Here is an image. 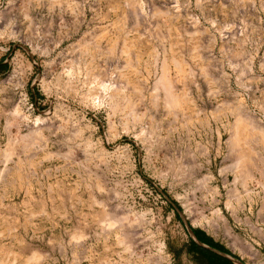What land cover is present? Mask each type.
Here are the masks:
<instances>
[{
	"label": "rangeland",
	"instance_id": "374dc122",
	"mask_svg": "<svg viewBox=\"0 0 264 264\" xmlns=\"http://www.w3.org/2000/svg\"><path fill=\"white\" fill-rule=\"evenodd\" d=\"M258 19L264 0H0V264H201L193 230L264 264Z\"/></svg>",
	"mask_w": 264,
	"mask_h": 264
},
{
	"label": "trees",
	"instance_id": "16d2710c",
	"mask_svg": "<svg viewBox=\"0 0 264 264\" xmlns=\"http://www.w3.org/2000/svg\"><path fill=\"white\" fill-rule=\"evenodd\" d=\"M194 236L196 240L205 245L211 250H216L218 252H222L227 254V251L220 245L214 243L211 238H209L206 234L201 231L193 230ZM209 249L201 248L194 240H190L187 252L192 255L196 261H199L201 264H233L230 260L225 259L213 252Z\"/></svg>",
	"mask_w": 264,
	"mask_h": 264
},
{
	"label": "crops",
	"instance_id": "0c3cea01",
	"mask_svg": "<svg viewBox=\"0 0 264 264\" xmlns=\"http://www.w3.org/2000/svg\"><path fill=\"white\" fill-rule=\"evenodd\" d=\"M245 25H246L245 22L242 21V28H245ZM247 26L252 27L253 28V32H252L253 35L254 36L256 35L258 37V39L254 38L253 40L257 39L258 42L264 43V20L258 19L255 21H251V22L247 23ZM179 36L180 35H176V37H179ZM245 37H248V33H246L244 30L242 38L244 39ZM260 203L262 205L264 203V201H261ZM261 209H262V212H264V206H262Z\"/></svg>",
	"mask_w": 264,
	"mask_h": 264
},
{
	"label": "water",
	"instance_id": "95a60500",
	"mask_svg": "<svg viewBox=\"0 0 264 264\" xmlns=\"http://www.w3.org/2000/svg\"><path fill=\"white\" fill-rule=\"evenodd\" d=\"M227 258V257H226ZM229 259V258H228ZM234 264H235V261H233L232 259H230Z\"/></svg>",
	"mask_w": 264,
	"mask_h": 264
}]
</instances>
